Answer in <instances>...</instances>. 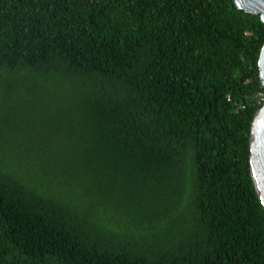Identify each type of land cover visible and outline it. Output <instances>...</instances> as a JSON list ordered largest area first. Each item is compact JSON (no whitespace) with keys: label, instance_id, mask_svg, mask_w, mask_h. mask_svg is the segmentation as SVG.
<instances>
[{"label":"trees","instance_id":"trees-1","mask_svg":"<svg viewBox=\"0 0 264 264\" xmlns=\"http://www.w3.org/2000/svg\"><path fill=\"white\" fill-rule=\"evenodd\" d=\"M263 45L261 16L234 0H0V71L67 119L59 149L0 151L22 170L0 171V264H264ZM40 170L113 216L75 220L21 181Z\"/></svg>","mask_w":264,"mask_h":264},{"label":"rangeland","instance_id":"rangeland-1","mask_svg":"<svg viewBox=\"0 0 264 264\" xmlns=\"http://www.w3.org/2000/svg\"><path fill=\"white\" fill-rule=\"evenodd\" d=\"M37 87V83L29 85L23 80H17L15 74L0 71V151L59 149V132L67 119L59 117V112L53 108V100L35 96L33 89ZM43 162L38 165H44ZM20 163L8 166L6 162H0V171H7L12 179L19 178L22 175ZM33 165L38 166L35 163ZM29 174L21 181L30 188H41L60 197L65 204L70 205L69 213L80 223L96 221L100 224L113 216L110 209L99 206L96 210L83 211L88 208L84 205L97 203L86 197L88 190L81 181L59 187V178L53 177L47 170L30 171ZM123 217L126 221L130 220V217ZM123 217L114 213L116 219ZM118 231L115 225H108V229L95 232L109 239ZM134 236L138 235L132 229L123 238L131 240Z\"/></svg>","mask_w":264,"mask_h":264},{"label":"water","instance_id":"water-1","mask_svg":"<svg viewBox=\"0 0 264 264\" xmlns=\"http://www.w3.org/2000/svg\"><path fill=\"white\" fill-rule=\"evenodd\" d=\"M237 7L260 15L264 22V0H234ZM261 84L264 88V45L258 61ZM251 170L255 187L264 205V104L257 111L251 129Z\"/></svg>","mask_w":264,"mask_h":264}]
</instances>
